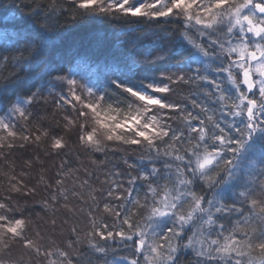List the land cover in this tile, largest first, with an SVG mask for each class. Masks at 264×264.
<instances>
[{
    "label": "snow or ice",
    "instance_id": "snow-or-ice-1",
    "mask_svg": "<svg viewBox=\"0 0 264 264\" xmlns=\"http://www.w3.org/2000/svg\"><path fill=\"white\" fill-rule=\"evenodd\" d=\"M0 69V264H264V0H0Z\"/></svg>",
    "mask_w": 264,
    "mask_h": 264
},
{
    "label": "trees",
    "instance_id": "trees-1",
    "mask_svg": "<svg viewBox=\"0 0 264 264\" xmlns=\"http://www.w3.org/2000/svg\"><path fill=\"white\" fill-rule=\"evenodd\" d=\"M89 27L90 28H97L98 27L100 29H107L109 26L105 24V25H92ZM0 71L7 72L8 69H0ZM131 155L135 156V155H138V153H132ZM70 159H71L73 166H76L78 164L77 158L74 155L71 156ZM82 159L86 163L88 158L83 157ZM55 163L58 164L59 160H56ZM51 165H52V162H49L50 167H51ZM109 167H111V165H109ZM90 170L94 171L96 173V176L99 177V179H96L95 177H93L92 183L95 184L96 186H100V181L105 178V176H104L105 170H103V169H90ZM52 171L54 172L55 169L53 168ZM2 181H3V177L0 176V182H2ZM41 215H43V213H41ZM56 215H57V224L58 225H60V222L62 220H64V219L68 220L67 224L62 225V231H63L62 236L60 235L61 229L60 228L57 229L56 238H57L58 242H60V240H62V239H66L70 235L69 229L71 226L76 225L80 229H85L87 226V221L84 217H82V216L71 217L70 214H66L63 209H61ZM16 254H18V250L14 249L13 255H16Z\"/></svg>",
    "mask_w": 264,
    "mask_h": 264
}]
</instances>
